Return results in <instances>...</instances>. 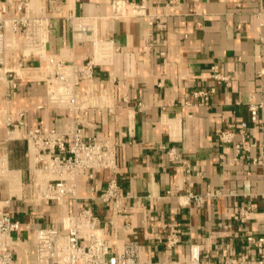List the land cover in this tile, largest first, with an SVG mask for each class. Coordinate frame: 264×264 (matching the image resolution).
<instances>
[{
  "label": "crops",
  "instance_id": "0c3cea01",
  "mask_svg": "<svg viewBox=\"0 0 264 264\" xmlns=\"http://www.w3.org/2000/svg\"><path fill=\"white\" fill-rule=\"evenodd\" d=\"M116 1L128 4L118 17ZM33 3L51 18L48 53L67 62L93 53L91 42L74 41L68 13L97 18L99 37L114 40L113 62L97 66L87 101L84 83L76 94L90 121L85 136L118 142L119 166L117 173L79 176L77 201L34 207L25 136L35 127L68 132L79 111L49 102L45 61L26 58L16 90L12 78L0 80V157L12 170L0 180V194L18 193L15 217L26 222L37 210L44 216L39 224L61 227L64 205L71 212L86 207L100 217L107 238L137 241L145 260L187 261L193 246L211 260L255 257L258 247L248 237H264V0ZM215 66L228 83L213 78ZM212 88L208 104L194 95ZM251 102L260 105L257 121ZM6 116L24 124L8 126ZM113 177L121 198L104 201L100 194Z\"/></svg>",
  "mask_w": 264,
  "mask_h": 264
},
{
  "label": "built area",
  "instance_id": "2783aa9c",
  "mask_svg": "<svg viewBox=\"0 0 264 264\" xmlns=\"http://www.w3.org/2000/svg\"><path fill=\"white\" fill-rule=\"evenodd\" d=\"M128 4L124 1L114 3V16L125 13ZM59 9V7H57ZM133 12L140 7L134 6ZM72 36L76 42L89 41L93 45L92 55L82 63L67 62L48 53L51 18L40 4L33 0H0V80L16 79L23 75L24 60L39 56L46 63L45 79L49 102L56 107L77 109L78 114L72 122L71 130L62 132L56 128L44 130L40 127L28 130L25 139L27 154L31 161L30 174L34 179V196L31 203L42 207L53 202L79 199L78 179L83 174L93 177L98 170L118 171L119 143L112 138L97 134L86 137L85 129L90 121L82 115L84 104H77L78 85L85 84L82 100L87 101L93 92L97 66L112 64L117 50L114 40L99 37L97 18L75 16L68 13ZM213 78L218 83L229 82L230 76L214 67ZM14 90V94L16 91ZM210 90H197L194 95L208 104ZM11 95V92H8ZM260 105L250 103L253 121L258 120ZM24 113H20L21 117ZM6 124L23 125L24 121L6 116ZM227 136L223 135V139ZM12 170L6 156L0 157V180L10 179ZM22 196V194H21ZM16 191L0 194V264H264V237H248L250 244L258 247V254L211 260L202 257L197 246H193L190 258L182 260L150 261L140 257L137 241L116 243L107 238L100 217L90 208L73 212L64 205L61 227L39 224L42 212L33 210L29 221L15 217L12 209ZM104 201L121 198L117 177H113L107 189L100 194ZM202 203V196H195ZM172 238L169 245H174Z\"/></svg>",
  "mask_w": 264,
  "mask_h": 264
}]
</instances>
